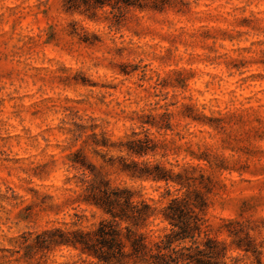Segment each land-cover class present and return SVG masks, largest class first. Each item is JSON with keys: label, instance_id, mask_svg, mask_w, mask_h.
<instances>
[{"label": "clouds", "instance_id": "9594fccd", "mask_svg": "<svg viewBox=\"0 0 264 264\" xmlns=\"http://www.w3.org/2000/svg\"><path fill=\"white\" fill-rule=\"evenodd\" d=\"M0 264H264V0H0Z\"/></svg>", "mask_w": 264, "mask_h": 264}]
</instances>
